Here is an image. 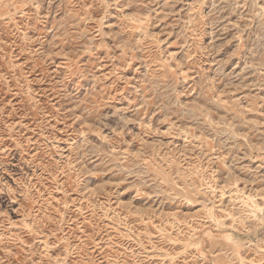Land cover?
Wrapping results in <instances>:
<instances>
[{"label": "rangeland", "instance_id": "1", "mask_svg": "<svg viewBox=\"0 0 264 264\" xmlns=\"http://www.w3.org/2000/svg\"><path fill=\"white\" fill-rule=\"evenodd\" d=\"M0 264H264V0H0Z\"/></svg>", "mask_w": 264, "mask_h": 264}]
</instances>
